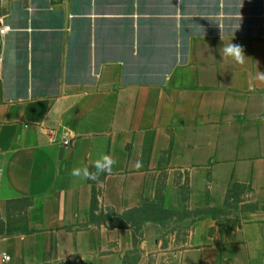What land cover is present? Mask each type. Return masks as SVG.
<instances>
[{"label":"crops","instance_id":"1","mask_svg":"<svg viewBox=\"0 0 264 264\" xmlns=\"http://www.w3.org/2000/svg\"><path fill=\"white\" fill-rule=\"evenodd\" d=\"M0 26V264L167 251V222L136 248L91 224L93 190L97 214L157 193L187 213L169 264H262L264 0H3ZM231 42L244 63L222 58ZM103 155L110 172L71 174Z\"/></svg>","mask_w":264,"mask_h":264},{"label":"trees","instance_id":"2","mask_svg":"<svg viewBox=\"0 0 264 264\" xmlns=\"http://www.w3.org/2000/svg\"><path fill=\"white\" fill-rule=\"evenodd\" d=\"M237 188V186H233L227 194V200L228 195L232 193L233 196V190ZM182 200L184 202V191L182 192ZM162 202V194L157 193L155 201L144 200L141 207L126 211L121 215H117L111 211L97 214L96 191L93 190L90 222L95 225H104L108 229L131 230L133 243L136 248L142 241V228L145 223L153 222L163 224L168 219L176 216L177 213L165 210L162 206ZM216 212L215 210H211L210 215L215 217Z\"/></svg>","mask_w":264,"mask_h":264},{"label":"rangeland","instance_id":"3","mask_svg":"<svg viewBox=\"0 0 264 264\" xmlns=\"http://www.w3.org/2000/svg\"><path fill=\"white\" fill-rule=\"evenodd\" d=\"M234 207L231 206V209ZM185 216H188V214L181 211V213L176 214L175 217L165 221L167 222V233L164 239V246L167 248V251L164 253L161 252L155 256L143 255L142 253L136 251L127 256L124 264H169L168 257H171L172 254H175L183 248L186 236L188 235V228L178 224V222L185 218ZM14 222L16 223V226L21 227L22 217L20 214L14 219ZM224 225L226 227H233L235 222L226 220Z\"/></svg>","mask_w":264,"mask_h":264},{"label":"clouds","instance_id":"4","mask_svg":"<svg viewBox=\"0 0 264 264\" xmlns=\"http://www.w3.org/2000/svg\"><path fill=\"white\" fill-rule=\"evenodd\" d=\"M221 39H223L222 36ZM220 53L222 58L230 57L233 61L237 63L242 64L245 61L246 55L244 53L243 47L241 45L234 44L232 42L224 44L223 47L220 49ZM261 78L264 79V76H262ZM114 163L115 160H113L110 156L103 155L100 160H97L95 162V168L97 169L96 173H90L87 167H85L83 169L74 168L71 174L75 177H81L83 179H98L99 173L110 172L111 165Z\"/></svg>","mask_w":264,"mask_h":264},{"label":"built area","instance_id":"5","mask_svg":"<svg viewBox=\"0 0 264 264\" xmlns=\"http://www.w3.org/2000/svg\"><path fill=\"white\" fill-rule=\"evenodd\" d=\"M3 0H0V3L2 2ZM9 31V28L7 26H0V37L4 36L7 32ZM64 144L68 145L69 144V140H66L64 141ZM4 260H8V258H4ZM262 264H264V259L262 261Z\"/></svg>","mask_w":264,"mask_h":264}]
</instances>
